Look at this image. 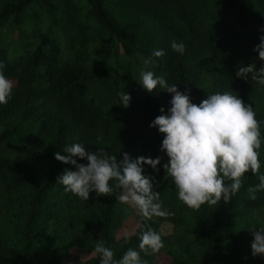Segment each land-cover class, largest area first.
I'll use <instances>...</instances> for the list:
<instances>
[{"label": "trees", "instance_id": "16d2710c", "mask_svg": "<svg viewBox=\"0 0 264 264\" xmlns=\"http://www.w3.org/2000/svg\"><path fill=\"white\" fill-rule=\"evenodd\" d=\"M261 36L264 0H0V62L13 83L0 104V264H100V240L119 260L129 248L139 251L148 227L164 247L141 252L147 264H264L251 254L250 231L264 226V191L256 200L247 191L264 174V85L251 74L236 76L241 66L264 67L254 51ZM173 40L186 45L183 55L171 49ZM145 59L153 63L145 67ZM141 70L177 85L196 105L224 92L251 105L260 122V169L245 173L230 202L193 210L178 198L163 168L164 134L150 127L170 115L173 94L159 85L147 92ZM123 91L131 97L127 108ZM73 143L118 162L124 153L160 157L158 171L145 164L142 174L154 177L171 215L144 220L117 200L124 190L115 180L110 196L92 192L84 201L66 192L58 177L76 169L54 154L67 155L63 148ZM166 222L171 230L162 234ZM125 229L131 233L118 236Z\"/></svg>", "mask_w": 264, "mask_h": 264}, {"label": "clouds", "instance_id": "9594fccd", "mask_svg": "<svg viewBox=\"0 0 264 264\" xmlns=\"http://www.w3.org/2000/svg\"><path fill=\"white\" fill-rule=\"evenodd\" d=\"M171 49L183 55L186 45L173 40ZM259 59L264 61V36L254 48ZM163 50H155L153 56L163 57ZM145 67L151 59L143 61ZM5 65L0 62V104H6L11 95L13 83L3 74ZM264 85V67L257 70L256 65L241 66L236 73L239 78ZM140 83L152 93L157 86L173 94L170 101V115L156 117L150 127H157L164 134L161 151L166 152L168 162L164 171L178 190V198L189 208L199 210L202 205H218L223 199L228 203L239 192L242 178L251 171L257 175L260 169L259 149L261 148L260 122L256 119L251 105L230 92L208 95L199 105L191 102L188 92H181L177 85H169L162 77H155L151 70H141ZM131 97L124 91L120 94V104L127 108ZM162 113L164 109L160 110ZM67 155L55 153V159L75 166L76 170H65L57 182L66 192L88 201L89 195L110 196L114 189L109 181H117L115 187L124 191L117 197L121 203L135 207L144 220L155 217H168L171 213L162 210L160 193L154 191V177H146L142 166L147 164L158 171L161 158L138 157L131 159L128 153L123 160L109 155L103 149L92 152L81 143L65 145ZM74 157L86 160L77 163ZM259 184L247 189L249 198L256 200V192L264 191V174L258 176ZM227 181V183H226ZM250 229L254 237L251 243L253 257L264 256V226L259 231ZM164 247L161 235L148 227L140 235L139 251L129 248L119 260L114 252L105 247V242L96 243L94 251L100 255V264H147L141 259L155 255Z\"/></svg>", "mask_w": 264, "mask_h": 264}, {"label": "rangeland", "instance_id": "374dc122", "mask_svg": "<svg viewBox=\"0 0 264 264\" xmlns=\"http://www.w3.org/2000/svg\"><path fill=\"white\" fill-rule=\"evenodd\" d=\"M170 230H171V225H170V223H168V222H166V223H162L161 224V226H160V228H159V231L162 233V234H168L169 232H170ZM131 233V230H129V229H125V230H122L119 234H118V236H123V235H127V234H130ZM87 257V255L86 254H82L81 256H80V258H82V259H85ZM73 259H71V261H72ZM66 264H69V262H66Z\"/></svg>", "mask_w": 264, "mask_h": 264}]
</instances>
